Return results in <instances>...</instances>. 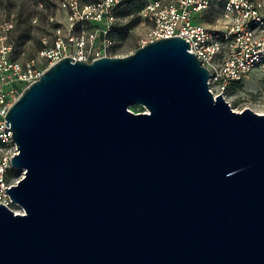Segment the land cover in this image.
<instances>
[{
    "label": "water",
    "instance_id": "95a60500",
    "mask_svg": "<svg viewBox=\"0 0 264 264\" xmlns=\"http://www.w3.org/2000/svg\"><path fill=\"white\" fill-rule=\"evenodd\" d=\"M188 49L66 57L21 92L0 264H264V114L214 97Z\"/></svg>",
    "mask_w": 264,
    "mask_h": 264
},
{
    "label": "built area",
    "instance_id": "2783aa9c",
    "mask_svg": "<svg viewBox=\"0 0 264 264\" xmlns=\"http://www.w3.org/2000/svg\"><path fill=\"white\" fill-rule=\"evenodd\" d=\"M123 1L57 0L63 14L60 20L57 13H46V0H38L37 9L45 14L44 20L41 22L37 15L32 23L42 29L38 56L45 61L44 67H38L34 58L21 62L10 57L13 22H0V203L11 208L4 189L10 186L6 173L11 156L17 152L5 122L11 104L63 58L91 62L103 56H119L113 53L118 42L108 34ZM142 1L139 15L149 27L139 46L173 36L185 39L188 51L209 71L208 88L214 97L221 94L227 100L226 91L232 84L242 83L253 71H264V0Z\"/></svg>",
    "mask_w": 264,
    "mask_h": 264
},
{
    "label": "rangeland",
    "instance_id": "374dc122",
    "mask_svg": "<svg viewBox=\"0 0 264 264\" xmlns=\"http://www.w3.org/2000/svg\"><path fill=\"white\" fill-rule=\"evenodd\" d=\"M38 0H2L0 1V22L8 20L13 22L10 34L12 42L11 58L24 62L34 58L38 67H44L45 61L38 56V48L42 29L32 23V18L37 16L41 22L44 20L43 12H38ZM57 0H46L49 4L46 13H57L60 20L63 14L56 5ZM141 3L133 5L123 4L117 11V21L113 27L115 40L118 44L113 53L123 56L132 53L143 40L148 31V23L139 15ZM212 22L211 18H208ZM226 99L234 111L249 108L256 113L264 114V71H253L242 83L232 84L226 91ZM133 112L144 111L139 104L130 106ZM7 184H15L22 176L20 169L10 168L7 172ZM13 211L22 210L17 204L12 203Z\"/></svg>",
    "mask_w": 264,
    "mask_h": 264
},
{
    "label": "trees",
    "instance_id": "16d2710c",
    "mask_svg": "<svg viewBox=\"0 0 264 264\" xmlns=\"http://www.w3.org/2000/svg\"><path fill=\"white\" fill-rule=\"evenodd\" d=\"M127 3H131V4H133V5H136L137 4V6H138V3H141L142 5H141V7H140V9L143 7V5H144V3H143V1L142 0H124L123 2H122V4H121V6L123 5V4H127ZM207 20H208V18H206ZM114 27V26H113ZM113 27H112V30L109 32V34H108V36L111 38V39H113V40H115V37H114V33H113ZM139 112H142V111H139ZM9 171V169L7 170V172ZM6 180H8V174L6 173Z\"/></svg>",
    "mask_w": 264,
    "mask_h": 264
}]
</instances>
